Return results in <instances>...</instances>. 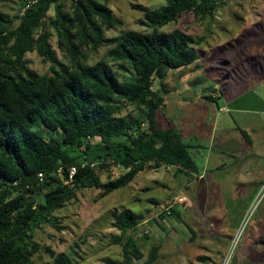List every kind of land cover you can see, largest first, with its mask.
Wrapping results in <instances>:
<instances>
[{
	"label": "trees",
	"instance_id": "1",
	"mask_svg": "<svg viewBox=\"0 0 264 264\" xmlns=\"http://www.w3.org/2000/svg\"><path fill=\"white\" fill-rule=\"evenodd\" d=\"M162 1L164 5L146 13L147 32L128 30L113 38L105 33L120 23L99 0H73L71 12L65 11L63 0H24L15 16L0 11V264H36L35 232L56 226L55 214L76 201L81 190L109 195L129 186L148 166L199 175L184 133L158 126L166 91L155 85L169 72L195 64L201 40L163 28L186 13L213 21L229 1ZM52 9L50 25L66 61L58 58L48 33L36 38ZM106 46V57L89 63L88 51ZM35 50L51 63L50 73L30 69L25 56ZM126 105L146 109L145 117L123 115ZM146 121L148 129L143 128ZM241 132L250 143L248 133ZM110 166L127 172L103 183L101 172ZM71 168L76 169L72 179ZM168 216L164 212L161 218ZM142 219L131 209L113 214L124 261L109 258L106 264L144 258L129 235ZM161 249V244L153 245L145 264H157ZM49 253L53 264H71L66 255Z\"/></svg>",
	"mask_w": 264,
	"mask_h": 264
},
{
	"label": "rangeland",
	"instance_id": "2",
	"mask_svg": "<svg viewBox=\"0 0 264 264\" xmlns=\"http://www.w3.org/2000/svg\"><path fill=\"white\" fill-rule=\"evenodd\" d=\"M99 1L120 23L106 31L107 38L128 30L147 32V11L164 5L162 0ZM228 1L213 21L186 13L163 28L201 40L196 45L201 57L155 85L166 91L158 126L182 130L185 141L193 145L191 153L200 171L214 170L200 180L176 168L148 166L129 186L109 195L81 190L76 201L55 214L56 226L44 225L35 232L36 264L54 263L49 250L66 255L71 264L124 261L123 246L116 244L120 232L112 225L113 214L123 209L143 217L129 233L144 254L134 264H145L156 244L162 245L157 264H264V0ZM23 4L24 0H0V11L15 16ZM63 4L66 12L72 11L73 0ZM54 17L52 9L36 38L48 33L58 58L66 61L50 25ZM108 50L106 46L88 51L89 63L105 58ZM25 60L39 74L51 71V63L36 50ZM146 112L126 105L122 114L144 118ZM143 128L148 129L147 121ZM241 130L248 133L250 143ZM197 144L201 148L194 149ZM125 172L110 166L101 172V181L116 180ZM169 208L171 215L162 219Z\"/></svg>",
	"mask_w": 264,
	"mask_h": 264
},
{
	"label": "crops",
	"instance_id": "3",
	"mask_svg": "<svg viewBox=\"0 0 264 264\" xmlns=\"http://www.w3.org/2000/svg\"><path fill=\"white\" fill-rule=\"evenodd\" d=\"M260 58V57H259ZM223 90V89H222ZM185 123H187V124H192V122H189V121H185ZM182 131V130H181ZM183 132V131H182ZM196 136V135H195ZM194 136V138L195 139H197V137H195ZM191 145V144H190ZM192 147H193V145H191ZM199 149V148H201V145H195L194 146V149ZM212 159V155L210 156V160ZM210 170H214V169H204V170H202V171H200V173H199V175H193V176H197L198 177V179H200V180H202L204 177H205V175H206V173H207V171H210ZM141 174V173H140ZM139 176V175H138ZM195 182V181H194ZM194 182H192V181H190V185H193L194 184Z\"/></svg>",
	"mask_w": 264,
	"mask_h": 264
},
{
	"label": "built area",
	"instance_id": "4",
	"mask_svg": "<svg viewBox=\"0 0 264 264\" xmlns=\"http://www.w3.org/2000/svg\"><path fill=\"white\" fill-rule=\"evenodd\" d=\"M92 166H93V165H92ZM75 173H76V169H75V168H71V169H70V179L73 178V176L75 175ZM40 177L42 178V175H40ZM170 209H171V208H169L168 211H167V214H169V215L171 214Z\"/></svg>",
	"mask_w": 264,
	"mask_h": 264
}]
</instances>
